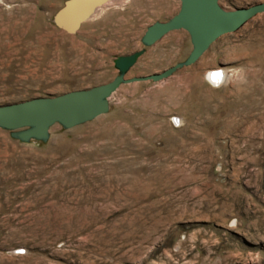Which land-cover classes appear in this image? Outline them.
I'll return each mask as SVG.
<instances>
[{
  "label": "rangeland",
  "instance_id": "obj_1",
  "mask_svg": "<svg viewBox=\"0 0 264 264\" xmlns=\"http://www.w3.org/2000/svg\"><path fill=\"white\" fill-rule=\"evenodd\" d=\"M63 2L0 0V105L112 80V60L180 6L136 0L69 34L51 19ZM188 37L169 32L126 77L183 61ZM108 100L90 121L53 125L47 142L0 128V264H264V13L195 63Z\"/></svg>",
  "mask_w": 264,
  "mask_h": 264
},
{
  "label": "water",
  "instance_id": "obj_2",
  "mask_svg": "<svg viewBox=\"0 0 264 264\" xmlns=\"http://www.w3.org/2000/svg\"><path fill=\"white\" fill-rule=\"evenodd\" d=\"M110 1L64 0L51 19L57 28L74 34L82 23L91 18L97 7ZM179 1V9L172 17L151 22L145 28L140 37L142 48L117 55L112 60L118 71L112 80L89 88L0 105V128L20 142H47L53 125L70 129L109 111L108 99L121 84L144 80L157 82L168 78L179 68L195 63L217 38L238 30L257 14L264 13V0L234 9L224 8L219 0ZM180 29L188 33L192 46L183 61L156 74L126 77L146 47L152 46L169 32Z\"/></svg>",
  "mask_w": 264,
  "mask_h": 264
},
{
  "label": "crops",
  "instance_id": "obj_3",
  "mask_svg": "<svg viewBox=\"0 0 264 264\" xmlns=\"http://www.w3.org/2000/svg\"><path fill=\"white\" fill-rule=\"evenodd\" d=\"M134 2H136V0H126V1H124V2H121L119 5H114V6H109V7H105V9H104V11L102 12V13H100V14H102L101 16H100V18L103 16V14H105V12L106 13H108V14H111L112 12V10H121L122 12H125L126 11V9L130 6V4L131 3H134ZM107 5H110V4H107ZM106 10V11H105ZM153 10V12L155 11L154 9H152ZM167 12H168V17L166 18V19H163V18H160V19H156L157 21L158 20H160V21H164V20H167V19H169L173 14H171L170 13V11L169 10H166ZM122 12H121V14H122ZM128 13V12H127ZM91 19V18H90ZM93 19V18H92ZM96 19V18H95ZM121 22H123V24L125 23L126 25H132L133 24V21H134V19L132 18V16H130V15H121V17H120V19H119ZM83 24V23H82ZM113 25H114V27L115 26H117V23L114 21V23H112ZM137 25H138V23H137ZM82 26V25H81ZM133 26V25H132ZM81 28V27H80ZM79 28V29H80Z\"/></svg>",
  "mask_w": 264,
  "mask_h": 264
},
{
  "label": "bare ground",
  "instance_id": "obj_4",
  "mask_svg": "<svg viewBox=\"0 0 264 264\" xmlns=\"http://www.w3.org/2000/svg\"><path fill=\"white\" fill-rule=\"evenodd\" d=\"M112 1H114V0H112ZM112 1H110V2H107L106 4H104L103 6H100V7H97L96 9H95V11H94V13H93V15L91 16V18H93V17H95V16H97L99 13H101L102 12V10L104 9L103 7H105L107 4H111V2ZM180 2V1H179ZM260 14V13H259ZM174 15V14H173ZM172 15V16H173ZM258 15V14H257ZM171 16V17H172ZM237 31V30H236ZM235 32V31H234ZM232 33V32H231ZM228 34V33H227ZM225 35V34H224ZM163 37V36H162ZM212 70L213 69H207V78L208 79H210V81L212 82V83H215V84H217V83H220L221 81H223V77H225V75H226V73L225 72H223V73H221L220 71H214V72H212ZM213 73H219L220 75L215 79V80H213L212 79V74Z\"/></svg>",
  "mask_w": 264,
  "mask_h": 264
},
{
  "label": "snow or ice",
  "instance_id": "obj_5",
  "mask_svg": "<svg viewBox=\"0 0 264 264\" xmlns=\"http://www.w3.org/2000/svg\"><path fill=\"white\" fill-rule=\"evenodd\" d=\"M220 74L219 73H213L212 74V79L215 80Z\"/></svg>",
  "mask_w": 264,
  "mask_h": 264
}]
</instances>
